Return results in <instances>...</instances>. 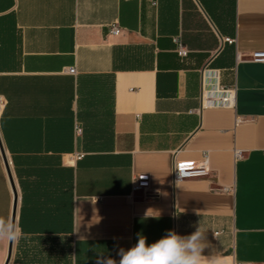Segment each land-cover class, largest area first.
<instances>
[{
    "label": "crops",
    "instance_id": "obj_1",
    "mask_svg": "<svg viewBox=\"0 0 264 264\" xmlns=\"http://www.w3.org/2000/svg\"><path fill=\"white\" fill-rule=\"evenodd\" d=\"M151 1L0 0L8 264H118L138 234L198 227L204 255L264 264V0ZM215 88L233 105L207 104ZM205 153L208 175L174 182ZM14 201L0 151V218Z\"/></svg>",
    "mask_w": 264,
    "mask_h": 264
},
{
    "label": "clouds",
    "instance_id": "obj_2",
    "mask_svg": "<svg viewBox=\"0 0 264 264\" xmlns=\"http://www.w3.org/2000/svg\"><path fill=\"white\" fill-rule=\"evenodd\" d=\"M19 231L14 222L0 218V241H15ZM209 247L206 233L198 227L190 235L182 236L174 230H168L157 241L149 244L147 238L138 234L137 243L125 250L120 248L118 264H222V258L213 252L204 255ZM97 264H117L111 257L101 256Z\"/></svg>",
    "mask_w": 264,
    "mask_h": 264
},
{
    "label": "built area",
    "instance_id": "obj_3",
    "mask_svg": "<svg viewBox=\"0 0 264 264\" xmlns=\"http://www.w3.org/2000/svg\"><path fill=\"white\" fill-rule=\"evenodd\" d=\"M152 5H156V1L152 0ZM110 32L113 34H119L121 28L114 24L111 25ZM174 41L177 45V53L181 57H185L188 54V49L183 44L180 37L174 38ZM228 42L232 43L233 40L227 39ZM238 58H241V55H238ZM249 60L264 63V51H254L250 54ZM70 73H75V69H70ZM209 78V77H208ZM235 91L231 88H215L210 89L208 94L204 96L207 104L212 105H223L231 106L234 103ZM242 155L241 151H236V156L240 157ZM205 160L201 164L193 162H178L174 165L173 180L175 183L182 182L184 180L194 178V177H203L208 175V159L207 154L205 153ZM150 176L148 174H140L133 180V190L139 191L149 187Z\"/></svg>",
    "mask_w": 264,
    "mask_h": 264
},
{
    "label": "water",
    "instance_id": "obj_4",
    "mask_svg": "<svg viewBox=\"0 0 264 264\" xmlns=\"http://www.w3.org/2000/svg\"><path fill=\"white\" fill-rule=\"evenodd\" d=\"M0 151H1L2 157L4 159V163L6 165V168H7L8 174H9V177H10L11 182L13 184V189L15 191L14 212H13V219H12V222L15 223V213H16V209H17V193H16V189H15V186H14V181H13V178H12V174H11V171H10L9 162H8V159H7V156H6L5 149L3 147V143H2L1 138H0ZM12 245H13V242H10L9 243L8 257H7V260H6V263L5 264H8L9 259L11 257Z\"/></svg>",
    "mask_w": 264,
    "mask_h": 264
}]
</instances>
